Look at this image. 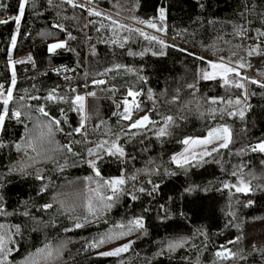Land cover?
Masks as SVG:
<instances>
[{"label": "trees", "instance_id": "16d2710c", "mask_svg": "<svg viewBox=\"0 0 264 264\" xmlns=\"http://www.w3.org/2000/svg\"><path fill=\"white\" fill-rule=\"evenodd\" d=\"M93 2L139 21L158 19L164 8L159 26L178 41L145 39L139 31L128 30L139 29L148 35L129 21L124 30H109L108 19H119L116 14L94 5L74 8L66 0L51 4L29 0L17 31L12 18L18 14V0H0V16L9 21L0 23V84L10 87L15 73L9 108L20 110L22 121L6 119L0 130V209L4 212L0 224L5 226L0 232L11 236L8 247L13 249L6 264H23L45 245L53 250L63 245L54 264H264V153L252 151L264 140V36L258 34L264 32V0ZM88 9L103 15H89ZM238 29H243V35L236 34ZM59 40L66 41L67 47L50 53L48 45ZM250 48H257V53L248 56ZM234 51L239 57L232 56ZM12 53H28V57L12 66ZM201 56L206 61L224 57L234 63L242 57L240 62L251 72L242 69L239 76L230 75L227 86L219 76L202 80L201 69L208 71L210 65L198 59ZM94 80L105 83L94 84ZM235 83L244 87L236 88ZM188 84L195 89L187 88ZM53 89L65 99L46 100ZM129 89L141 92L135 98L140 107H134L132 119L125 120L123 101ZM88 92L96 95L87 96ZM77 94L86 96L89 118L80 133L69 136L79 126L81 113L66 101ZM173 96L178 99L169 103ZM39 107L49 117L36 111ZM144 114L152 122L131 128ZM164 115L173 116L175 124L160 136ZM49 118L61 120L63 131L54 126L55 143L38 148V155L25 146L27 133L36 119L46 123ZM217 124L231 131L228 148L184 167L172 161L184 148L183 140L205 134ZM103 141L108 144L98 149L96 145ZM113 141L124 149V156L106 154ZM57 144H70L72 152L47 151ZM89 148L96 151L95 156L88 155ZM46 152L52 159H47ZM89 160L96 161V169L89 166ZM37 173L42 179L36 178ZM121 176L126 181L122 190L99 219L89 216L85 223L88 214L81 206L83 199L77 201L74 212L59 203L65 199L63 193L83 194L102 179ZM241 179L250 182V192H236L232 187L239 186ZM105 194L112 195L107 189ZM45 204L53 206L44 209ZM137 218L142 219L143 228L98 243L108 234L128 233L129 222ZM77 219L84 227H74ZM126 242H132L131 247L119 256L98 255ZM176 242L182 246L170 249L169 244ZM226 250L235 257H217V252Z\"/></svg>", "mask_w": 264, "mask_h": 264}, {"label": "snow or ice", "instance_id": "6c2138e0", "mask_svg": "<svg viewBox=\"0 0 264 264\" xmlns=\"http://www.w3.org/2000/svg\"><path fill=\"white\" fill-rule=\"evenodd\" d=\"M66 2L72 7H81L85 8L86 4H77L74 2V0H66ZM88 3H92L93 0H87ZM29 0H18V14L12 18V20L15 22L17 25V31L19 30V24L21 21V18L25 14V9L26 6L28 5ZM34 3V0H33ZM48 3L51 4L52 0H48ZM88 14L89 15H94V16H101L103 13L96 11L95 9H88ZM161 20L164 19V10L161 9V15H160ZM0 23L6 24L9 23L8 20L0 21ZM115 24L116 21H113ZM139 23H146L148 27L157 29V25L155 23H152L151 21H139ZM121 28H128L127 25H120ZM129 31H139L141 36H144L145 39L156 41L157 37L155 36H149L143 31L139 29H130L128 28ZM158 31L160 29H157ZM237 35H243V29H238ZM259 36H264V32H259ZM70 39H75V37L71 36V33L68 34ZM16 42V37L15 35L12 36V44L15 46ZM116 41H113L115 43ZM159 44L162 46H166L165 42L163 40L158 41ZM123 46V45H121ZM67 47V42L62 41V42H57L53 44L48 45V51L50 53H54L57 49L61 48H66ZM182 51H186L182 49ZM257 48H250L247 52L248 56L253 55L254 53H257ZM155 55V53H153ZM264 54V53H261ZM163 55V53H161ZM191 55V53H190ZM232 56L234 57H239L238 52H232ZM29 60L31 57L28 58ZM202 62H206L210 65L212 71L209 72L207 70L201 69L200 71V79L202 80H213L217 76H219L223 80V84L225 86L229 85L230 83V75H235L239 76L240 73L238 71V68H243L245 67V64L240 62L243 58L240 57L237 61V67L231 66V60H229L228 63H225L224 57H220L219 61H211V60H205L204 57H198ZM22 62V61H21ZM117 67H120L117 65ZM94 84H104V80H94ZM252 83H257V81L253 80ZM16 84V78H15V73L13 72V75L11 77V86L5 89V86L3 84H0V130H3L5 128V121L6 119H12L15 118L17 122H22L21 121V111L20 110H15L12 111L9 108V103L13 99V89ZM234 86L236 88H243L244 85L240 83H235ZM194 84H188L187 88L189 89H195ZM261 87H264V83L261 84ZM75 92V89L72 90ZM179 92V89L176 90ZM56 90L53 89L51 90L47 97H45L46 100L48 101H53V100H64V97H57L55 95ZM87 96H95V92H88L86 94ZM127 95L129 97L133 98L132 103L135 104V107L138 109L140 105L136 103L135 98L139 95H141V92L138 91H133L131 89L128 90ZM149 98H151V90H149ZM23 99V97H21ZM33 99H39V97H33ZM178 99V96H173L172 101H169V103L175 102ZM85 100L86 96L85 95H75L74 99H69L66 102L69 103V106L71 108L72 105H75V108L73 110L81 113V119L79 121V126L72 129L71 132H69L67 135L71 136L73 133H80L82 129L85 128V121L89 118L87 115H85ZM212 103H216V99L212 100ZM229 104L232 103L231 100L228 101ZM236 103H239V100L236 101ZM123 104L125 105L124 107V115L123 119L125 120H131L132 119V109L129 107V101L125 99L123 101ZM120 105H117L119 107ZM39 113H41L45 117H49V113L45 111L44 107H39L36 109ZM61 113H64V110L61 109ZM115 114V113H114ZM229 115H234V113H229ZM243 112L240 113L241 118L243 117ZM29 119H32V117H28ZM165 127H162L159 129V135L163 136L167 134L168 126L169 125H174L175 124V119L171 115H164L163 117ZM151 119L149 115H143L139 119L135 120L130 124L131 128H142L145 127L147 124L151 123ZM62 124V121L59 119L55 118H49V120L45 123L43 121H40L39 119H36L34 121L33 128L29 130L27 133L28 139L26 140V148H31L33 151H37V154L39 155L40 152L38 151V148L43 149L45 144L47 145H52L55 143L53 137H54V126L56 131H63V128L60 127ZM213 139L217 140H222L223 142L220 143L219 148H213L212 152H218L220 149H226L229 146V143L231 142V131L229 127L223 126L221 128L214 129L212 132L208 133V138L204 140H195L192 141L190 139H185L182 142L184 144H189V143H194V144H199V145H208L212 143ZM105 144H108V141H103L101 143H98L96 147L98 149H104ZM17 151L21 149V145L17 144L16 145ZM63 149H67L68 152H72V147L70 144L66 145H59L57 144L56 147L48 148V152H59L62 151ZM187 151V149L185 150ZM252 151H259L261 153H264V142H261L257 144L255 147L252 148ZM105 152L107 155H119V156H124V149L120 147L119 144H117L115 141L111 143V145L105 149ZM212 152H206L204 154L206 155H211ZM47 159H52L51 156L47 155V152L45 153ZM75 155V153H73ZM88 155L89 156H95L96 151L92 148L88 149ZM195 155L193 156V159H195ZM35 159V158H33ZM172 161L177 164L178 167H184V165L189 163V160L184 156V153H181L180 156H173ZM89 166L92 169H96V161L95 160H89L87 161ZM30 166V165H29ZM23 171V169H21ZM96 176H100L99 170H96ZM232 175H236L235 172L232 173ZM37 179H42V177L37 173L36 176ZM89 181L92 180V177L87 178ZM132 179H135L133 176ZM125 178L123 176L115 179H102V181L97 182V187L96 188H91L89 187L85 193L81 192H69V193H63L62 195L65 196L64 200H60L59 203L61 204L62 207H66L67 210L70 212L75 211V207L77 205V201L83 199L84 203L81 205L86 213L88 214L87 216L84 217L85 223H88V217H94L96 219H99V214L102 213L105 209H110L112 207V204L110 201H113L117 197V193L120 192L121 186L125 184ZM225 187H229V185L225 184ZM232 187L235 188L236 192H242V193H247L250 192L252 189L250 187V182H245L243 179L240 180L239 186L237 185H232ZM110 190L112 195H106L105 190ZM155 190V189H154ZM141 192L144 191L143 188L140 189ZM133 199H136L135 196L132 197ZM251 203V202H249ZM53 205L52 204H45L42 207L44 209L51 208ZM4 212L2 209H0V215H3ZM27 215V213H25ZM129 224L131 225L128 228V233L121 232L118 235H113V234H108L105 236L104 239H101L98 243L103 244L106 241H111L114 239H119L120 237L131 233L134 229L136 228H143V222L141 218H137L133 221H130ZM5 226L3 224H0V229H3ZM16 227V233H20V227L17 225ZM74 227L79 229L84 227V223L79 222L77 219L76 222L74 223ZM119 227L123 228L124 225H120ZM71 229H65V231H70ZM11 240V236L8 235L5 232H0V264H6L7 261V256L13 251V249L8 247V242ZM131 243L129 242L128 244H123L120 247H116L111 251H105V252H100L98 253L99 256H119L122 252L128 251V249L131 247ZM232 243V242H230ZM177 246H182V242H176V243H170L169 248H175ZM91 247H97V244H92ZM62 249L63 245L56 249L50 248L48 245H45L44 248L37 249L35 254H30L29 257L25 259L23 264H54V258L55 260H58L59 257L62 255ZM217 257H221L224 259H227L229 257L234 258L235 253H232L231 250H226L224 252H217L216 253Z\"/></svg>", "mask_w": 264, "mask_h": 264}, {"label": "rangeland", "instance_id": "374dc122", "mask_svg": "<svg viewBox=\"0 0 264 264\" xmlns=\"http://www.w3.org/2000/svg\"><path fill=\"white\" fill-rule=\"evenodd\" d=\"M83 1L86 3V5L88 7H90L91 5H94V6H96L95 8H97V9H101V10H104V11H107V12H113V11L107 9V8L102 7L101 5H99L96 2L88 3L87 0H83ZM161 9L164 10V16H165V9L164 8H161ZM113 13L116 14L117 17H119V19H112V18H109L108 19L107 28H109V30H111L112 28L115 29L117 27H120L121 24L128 26L127 21H129V22L133 23L135 26H137V27L141 28L142 30L146 31L149 36H155L158 39H164V40L165 39H171V40L178 41V39H176L175 37H171V36L167 35V33L164 30V28L159 26V23L161 21L160 16H159L158 19L144 20V21H151L152 23H155L157 25V29H160L158 31L157 29L148 27L146 23H139V20L129 18L127 16H124V15L119 14V13H116V12H113ZM159 15H161V10H160V14ZM4 19H6V17L0 16V20H4ZM113 21H116V23L114 24ZM121 29L124 30V28H121ZM62 41L63 40H59L58 42H62ZM53 43H56V42H53ZM27 54H19L17 56H14L13 53L10 54L9 59L11 61L12 66H14V63L15 62H18L19 60L28 57ZM211 61H219V58L218 57H215ZM228 62L229 61L225 60V63H228ZM231 66L237 67V63L231 62ZM242 69L246 70L245 67H243V68H238V71H241ZM208 71L209 72L212 71L211 67H210V69ZM245 73L247 74L248 72H245ZM125 99H127L129 101V105L128 106L131 107V109L133 110V108L135 107V104L132 103L133 98L132 97H129L128 95H126L125 96ZM144 115H146V114H144ZM142 116H140V117H142ZM223 126H226V125H224V124H217V125L211 127L205 134L196 135V136H193L192 138H188V139H190L192 141L207 139L209 132H212L214 129L221 128ZM222 142H223L222 140L213 139L212 143H210L208 145H199V144H194V143H189L187 145L185 144L186 147L184 146L185 148H183L181 150V152L179 154H177L176 156H180L181 153H184V156L189 160V162L190 161H193V160L203 159L205 156H207L204 153H206V152H212V149L213 148H219V145ZM261 142H264V140L259 141L257 144H259ZM186 149H187V151H185ZM194 155L196 157L195 159H193V156ZM128 243L129 242H126L124 244H128ZM121 245H123V244H121ZM121 245H119L118 247H120Z\"/></svg>", "mask_w": 264, "mask_h": 264}, {"label": "crops", "instance_id": "0c3cea01", "mask_svg": "<svg viewBox=\"0 0 264 264\" xmlns=\"http://www.w3.org/2000/svg\"><path fill=\"white\" fill-rule=\"evenodd\" d=\"M160 10H161V9H160ZM194 136H196V135H194ZM192 137H193V136H190V137H188V138H192ZM188 138H187V139H188ZM186 145H187V144H186ZM185 147H186V146H185ZM185 147H184V148H185ZM180 152H181V151H180ZM180 152H178L177 154H179ZM177 154H176V155H177ZM176 155H175V156H176Z\"/></svg>", "mask_w": 264, "mask_h": 264}, {"label": "built area", "instance_id": "2783aa9c", "mask_svg": "<svg viewBox=\"0 0 264 264\" xmlns=\"http://www.w3.org/2000/svg\"><path fill=\"white\" fill-rule=\"evenodd\" d=\"M246 72L250 73L251 71H249L248 69H246Z\"/></svg>", "mask_w": 264, "mask_h": 264}]
</instances>
